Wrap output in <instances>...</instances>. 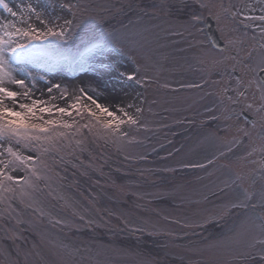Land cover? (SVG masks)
<instances>
[{
  "label": "rangeland",
  "instance_id": "obj_1",
  "mask_svg": "<svg viewBox=\"0 0 264 264\" xmlns=\"http://www.w3.org/2000/svg\"><path fill=\"white\" fill-rule=\"evenodd\" d=\"M8 3L36 7L37 28L73 22L67 39L33 42L48 57L14 65L32 73L17 72L31 98L67 107L85 88L137 123L45 114L72 126L35 149L12 143L34 159L5 167L14 158L0 156V264H264V83L242 61V27L226 28L229 13H264V0ZM207 15L236 56L212 46ZM7 21L20 26L0 7Z\"/></svg>",
  "mask_w": 264,
  "mask_h": 264
},
{
  "label": "snow or ice",
  "instance_id": "obj_2",
  "mask_svg": "<svg viewBox=\"0 0 264 264\" xmlns=\"http://www.w3.org/2000/svg\"><path fill=\"white\" fill-rule=\"evenodd\" d=\"M0 7L4 8L13 17H19L20 26L13 21L0 23V138L8 143V147L4 151H0V156L7 153L13 160H9L5 167L15 161L31 164L32 156H24L22 152L13 151L12 143L23 148L33 147L40 141L49 139V133L53 132L56 127L69 128L72 125L62 120L58 121L54 118L45 119L44 116H53L59 113L61 116H72L73 111L77 115H83L85 112L90 119H94L97 123L106 129H117L125 123L136 124L137 120L127 111L121 108L119 111L110 110L104 103H100L99 97L94 99L93 95H89L85 88H79V95L73 98V103L67 107H59L52 105L49 101L42 99H33L32 89L25 79L18 78L17 72H24L26 76H31V72H27L25 68H16L14 65H27L29 61L48 57L50 54L47 50L37 47L34 41H44L49 37L57 39H67L68 33L66 29L70 28L72 21L65 20L63 25H53L52 27L37 28L28 24V20L35 15L37 20L40 19V13L37 8L29 3L24 12L19 10L13 11L8 0H0ZM63 7L71 9V4H65ZM27 13V15H25ZM75 17V13H73ZM202 18L193 17V20L199 22ZM264 20V17H261ZM102 45H94V48H101ZM129 79L134 77H128ZM32 84L36 83L35 77L32 78ZM261 83H264L262 81ZM7 85H18L22 91H14ZM54 88L60 89V85H53ZM48 92H52V88H48ZM96 89H93V93ZM66 93L61 94V98L66 97ZM6 101L10 103H6ZM29 101V102H23ZM86 101L91 102L90 104ZM11 105V106H10ZM115 108V105H112ZM137 111H140L137 109ZM105 116L108 119H102ZM126 117V119H125ZM87 127V125H85ZM2 146V145H0ZM0 161V164H4ZM12 179V177H8Z\"/></svg>",
  "mask_w": 264,
  "mask_h": 264
},
{
  "label": "flooded vegetation",
  "instance_id": "obj_3",
  "mask_svg": "<svg viewBox=\"0 0 264 264\" xmlns=\"http://www.w3.org/2000/svg\"><path fill=\"white\" fill-rule=\"evenodd\" d=\"M228 26H235L236 28H241L245 33H247L246 37L242 36L240 43V48L244 55L242 61L246 64L250 57V67H248L249 75L251 78L258 79L261 82L264 81V20L261 17H264V13L250 12L247 14V20L249 23H245L242 19H239L236 14L229 13ZM250 17V18H249ZM218 30L221 36L224 38V29L217 22ZM225 28V29H226ZM231 49V48H230ZM231 51V53L237 55V52ZM246 69V71H247ZM262 74V76H261ZM239 76V75H238ZM252 80V79H251Z\"/></svg>",
  "mask_w": 264,
  "mask_h": 264
},
{
  "label": "water",
  "instance_id": "obj_4",
  "mask_svg": "<svg viewBox=\"0 0 264 264\" xmlns=\"http://www.w3.org/2000/svg\"><path fill=\"white\" fill-rule=\"evenodd\" d=\"M206 25H207V32L209 34L210 39L212 40L213 45L219 49L227 48L225 42L222 40V38L219 35L215 21L210 16L206 20ZM247 117L253 120L252 116L248 115Z\"/></svg>",
  "mask_w": 264,
  "mask_h": 264
}]
</instances>
